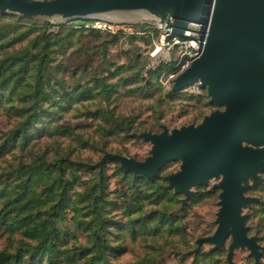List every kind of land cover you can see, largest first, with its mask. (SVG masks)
Segmentation results:
<instances>
[{
  "label": "rangeland",
  "instance_id": "obj_1",
  "mask_svg": "<svg viewBox=\"0 0 264 264\" xmlns=\"http://www.w3.org/2000/svg\"><path fill=\"white\" fill-rule=\"evenodd\" d=\"M145 1L155 7H132ZM169 1L92 20L0 11V264H264V171L243 184L252 203L239 212L257 255L237 248L229 261L232 236L199 243L218 233L224 176L186 196L171 182L184 159L151 177L115 159L145 163L151 136L223 111L199 83L175 90L178 76L154 60Z\"/></svg>",
  "mask_w": 264,
  "mask_h": 264
},
{
  "label": "water",
  "instance_id": "obj_2",
  "mask_svg": "<svg viewBox=\"0 0 264 264\" xmlns=\"http://www.w3.org/2000/svg\"><path fill=\"white\" fill-rule=\"evenodd\" d=\"M122 1V2H121ZM135 0H0V11L17 10L33 16L63 20L96 19L103 13L131 8ZM174 9L167 21L171 33L186 38L189 25L202 28L200 56L178 76L175 90L199 83L212 103L223 108L207 118L203 126L185 128L172 135L151 136L153 156L145 163L115 157L122 168L136 176H154L166 164L184 159L182 170L171 178L186 196L190 189L216 176H224L218 233L200 244L224 246L232 236L229 261L237 248H258L247 236L240 210L252 203L244 196L243 184L264 171V0H170ZM134 5V4H133ZM155 7L145 1L132 6ZM173 23L170 24V20ZM164 22V23H165ZM247 140L255 148L243 145Z\"/></svg>",
  "mask_w": 264,
  "mask_h": 264
},
{
  "label": "built area",
  "instance_id": "obj_3",
  "mask_svg": "<svg viewBox=\"0 0 264 264\" xmlns=\"http://www.w3.org/2000/svg\"><path fill=\"white\" fill-rule=\"evenodd\" d=\"M169 22L172 24L173 19ZM91 28L109 34H117L121 30L119 25L104 20L92 22ZM160 31L162 40L166 41L156 44L154 60L158 61V64L162 63L171 67V76L177 77L187 71L200 56L204 46L201 40L202 28L198 25H189L186 38L172 35L167 23L160 27Z\"/></svg>",
  "mask_w": 264,
  "mask_h": 264
},
{
  "label": "trees",
  "instance_id": "obj_4",
  "mask_svg": "<svg viewBox=\"0 0 264 264\" xmlns=\"http://www.w3.org/2000/svg\"><path fill=\"white\" fill-rule=\"evenodd\" d=\"M82 25H85V23H83ZM93 30H94V29H93ZM46 224H47V223H46ZM50 241H51V240H50V238H49L48 235H45V236L41 239V243H42L45 247L48 246V244H49ZM49 246H50V244H49Z\"/></svg>",
  "mask_w": 264,
  "mask_h": 264
},
{
  "label": "bare ground",
  "instance_id": "obj_5",
  "mask_svg": "<svg viewBox=\"0 0 264 264\" xmlns=\"http://www.w3.org/2000/svg\"><path fill=\"white\" fill-rule=\"evenodd\" d=\"M174 10V9H173ZM158 20V25H159V27H162L163 25H164V22H165V20L163 21L162 19H157ZM166 23V22H165Z\"/></svg>",
  "mask_w": 264,
  "mask_h": 264
}]
</instances>
